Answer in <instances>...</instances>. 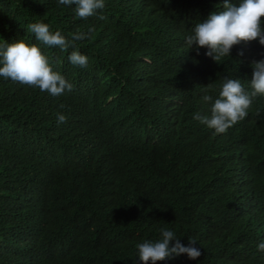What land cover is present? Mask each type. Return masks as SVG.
Here are the masks:
<instances>
[{
  "label": "trees",
  "instance_id": "trees-1",
  "mask_svg": "<svg viewBox=\"0 0 264 264\" xmlns=\"http://www.w3.org/2000/svg\"><path fill=\"white\" fill-rule=\"evenodd\" d=\"M105 2V19L82 20L58 0H0V45L36 44L74 85L52 97L0 77V264H144L136 245L161 228L202 255L157 264H264V97L226 134L193 119L210 115L202 97L218 98L225 78L251 90L244 62L264 60V45L242 42L219 64L181 49L175 32L225 0ZM32 23L65 37L94 28L77 42L88 66L39 42ZM193 67L204 75L190 79Z\"/></svg>",
  "mask_w": 264,
  "mask_h": 264
},
{
  "label": "clouds",
  "instance_id": "clouds-1",
  "mask_svg": "<svg viewBox=\"0 0 264 264\" xmlns=\"http://www.w3.org/2000/svg\"><path fill=\"white\" fill-rule=\"evenodd\" d=\"M141 1L146 3V0ZM58 3L68 7L75 5V14L79 19L88 20L90 17L97 16L98 13H100L99 19H105L102 15L106 8L105 0H58ZM153 7L158 15L165 14V8L158 3L154 2ZM222 8V11L212 12L202 22L194 23L189 34L187 31L175 32L176 42L181 49L189 48L199 55V50L204 48L207 50L205 55L219 64L222 58L231 57L233 47L242 42L250 43L258 40L261 45H264V0H241L239 6L225 0ZM28 30L47 47H56L62 52L73 49L68 57L73 66L79 68L88 66V57L78 50L77 42L89 39L94 28H89L88 32L77 31L70 37H65L60 31H50L49 25L45 23H32L28 25ZM0 65H2L0 77L38 88L52 97H59L66 91H73L74 85L53 70L49 58L36 44H27L24 40L11 44L5 41L3 45H0ZM244 67L249 75H252L250 91L246 90L240 79L225 78L218 98L211 94L202 97L207 108L211 107L210 115H202L199 112L193 114V119L214 130L216 135L226 134L229 129L245 120L254 99L264 97V60L251 63L247 59ZM204 73L205 71L201 68L193 67L190 79L199 78ZM199 83L188 82L186 89L193 91ZM212 87L213 84L210 83L205 89ZM57 122L58 124L66 123L67 117L57 113ZM160 235L161 238L155 242L145 241L136 245L139 259L144 264H149V261L151 264H157V262L185 254L191 260L201 257L202 252L196 247L195 238H189V243L185 246L172 230L161 228ZM172 241H175L174 246H170ZM258 251L264 252V242L258 245Z\"/></svg>",
  "mask_w": 264,
  "mask_h": 264
}]
</instances>
